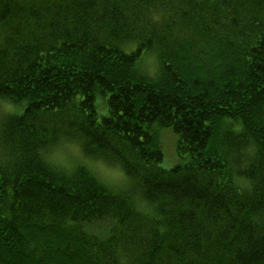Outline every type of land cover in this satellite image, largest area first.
<instances>
[{"label": "trees", "instance_id": "obj_1", "mask_svg": "<svg viewBox=\"0 0 264 264\" xmlns=\"http://www.w3.org/2000/svg\"><path fill=\"white\" fill-rule=\"evenodd\" d=\"M0 98L13 105L0 119L8 253L44 257L21 226L51 220L67 224L64 264H264V0H0ZM160 129L184 161L160 166ZM71 136L146 207L47 158ZM107 215L116 240L84 235L81 221Z\"/></svg>", "mask_w": 264, "mask_h": 264}, {"label": "rangeland", "instance_id": "obj_2", "mask_svg": "<svg viewBox=\"0 0 264 264\" xmlns=\"http://www.w3.org/2000/svg\"><path fill=\"white\" fill-rule=\"evenodd\" d=\"M8 110H10V109H8ZM8 110H6L2 106H0V119L3 117V115ZM159 137H160V141L162 144V151H163V157H162V161L160 162V166L168 168V167H171L178 162L184 161L183 158H180L176 154V151H175L176 136L172 131H170L169 129H160V136ZM54 145L61 146L60 157L66 158L71 162L70 168H73L74 166L79 165V164L87 165L88 167H90L94 171V173L99 177L100 180L105 182L111 188H113L115 190L120 189V190L131 191L133 193V197H134L135 201L140 205V207L141 208L146 207L144 202H142L141 196L138 192L139 186L138 185L134 186V183L132 182L131 179H128L126 181H109V180L102 178V176H101L102 172H104L106 174L108 170H110L111 168H113L115 166H119V165L108 164V163L104 162L103 159L95 158L93 156L85 154L82 150L80 140L74 136H71V138H64V137L60 138L59 140H57V142ZM72 145H77L79 148V152L82 155L75 154L73 152ZM48 152H49V150H48ZM48 152H47V154H48ZM83 157H87L91 161V165L88 163H84ZM53 163H55L61 167H64L66 169H70L69 167H65L63 164L56 163V162H53ZM97 165H102L103 167L101 168V167H98ZM132 186L134 189H131V190L128 189V188H131ZM135 189H137V190H135ZM145 210H148V208H146ZM149 211H150V208H149ZM117 222L118 221L113 216L107 215V216H100V217L92 218V219L87 220V221H81V225H82V229L84 231V235L86 237H88L89 239H91L97 243H102V242H106L109 239L116 240V238H114V235L116 233L115 226H116ZM48 223H53V224L50 226H47ZM43 224H44V226H46V228L40 229V231L37 230V232L35 229H32L31 227H27V225H22L21 227L24 228L23 230L26 233L25 235L28 236V238H29L30 242L28 243V245L31 246L33 244V245L39 246L42 241H46V243L49 247H47V249L44 253V255H45L44 257H42L38 260L36 257L31 256V254L28 255L26 253H22L19 256H16V254H15L16 252L14 250L16 247H12L9 245L10 249H12V250H10L8 253L7 249H5L2 245V246H0V261L2 262V259L4 257H6L8 260V264H13V263L20 264V261L17 259L22 256V261L27 262L28 264H42L41 262L44 261L45 257H47V260L50 262V264L67 263V260H62L60 255L58 253H55V251L60 252L59 250H57V248L59 246H61L62 244H64L63 242L65 240V237H64L61 229H63L65 232H67L68 231L67 230V224L65 222L56 223V222L51 221V220H46L43 222ZM113 229H114V233H113ZM59 233H62V236L60 239H59V237H60ZM55 234L57 235V237L55 236ZM62 239H63V242L61 243L59 240H62ZM0 240L2 241V238ZM129 251L136 253L135 249L130 247V246H126V247L115 246V253L117 254V256L119 255L120 259H122V260L124 258L123 257L124 254L129 252ZM80 253H81L80 255L82 257H84V258L86 257L85 254H83V252H80ZM22 264H25V263H22ZM121 264H126V261H121Z\"/></svg>", "mask_w": 264, "mask_h": 264}, {"label": "clouds", "instance_id": "obj_3", "mask_svg": "<svg viewBox=\"0 0 264 264\" xmlns=\"http://www.w3.org/2000/svg\"><path fill=\"white\" fill-rule=\"evenodd\" d=\"M145 66L149 72V74H153L155 72L156 67V60L154 54H147L145 56ZM0 106H2L4 109L8 110L13 108V105L7 101L6 99L0 98ZM73 152L77 155H82L79 152V148L77 145H72ZM61 153V146L54 145L51 147L47 154V158L52 160L53 162L63 164L65 167H71V162L66 158L60 157ZM83 162L88 163L91 165V161L87 157H83ZM98 167H103L102 165H97ZM101 176L103 179L109 180V181H126L130 179V177L126 176L124 171L119 167L115 166L107 171L105 174L104 172L101 173Z\"/></svg>", "mask_w": 264, "mask_h": 264}, {"label": "snow or ice", "instance_id": "obj_4", "mask_svg": "<svg viewBox=\"0 0 264 264\" xmlns=\"http://www.w3.org/2000/svg\"><path fill=\"white\" fill-rule=\"evenodd\" d=\"M3 99V98H2Z\"/></svg>", "mask_w": 264, "mask_h": 264}]
</instances>
